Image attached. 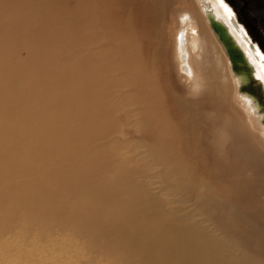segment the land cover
I'll list each match as a JSON object with an SVG mask.
<instances>
[{
  "label": "bare ground",
  "instance_id": "1",
  "mask_svg": "<svg viewBox=\"0 0 264 264\" xmlns=\"http://www.w3.org/2000/svg\"><path fill=\"white\" fill-rule=\"evenodd\" d=\"M207 2L0 0V264H261L264 127L206 13L260 102L264 59Z\"/></svg>",
  "mask_w": 264,
  "mask_h": 264
},
{
  "label": "water",
  "instance_id": "2",
  "mask_svg": "<svg viewBox=\"0 0 264 264\" xmlns=\"http://www.w3.org/2000/svg\"><path fill=\"white\" fill-rule=\"evenodd\" d=\"M206 19L213 34L226 54L230 64L231 73L240 81L237 93L249 98L255 108L256 114L260 118L259 123L264 127V88L260 85V96L262 98L260 102L258 97L250 91L251 86L249 85V76L245 71V69H248L251 72L252 68L246 61L242 52H240L238 46L234 43L228 30L220 21L212 16V14L206 13ZM251 78L254 80V75L251 74Z\"/></svg>",
  "mask_w": 264,
  "mask_h": 264
},
{
  "label": "flooded vegetation",
  "instance_id": "3",
  "mask_svg": "<svg viewBox=\"0 0 264 264\" xmlns=\"http://www.w3.org/2000/svg\"><path fill=\"white\" fill-rule=\"evenodd\" d=\"M224 3L232 9L231 18L244 39L264 59V0H224Z\"/></svg>",
  "mask_w": 264,
  "mask_h": 264
},
{
  "label": "snow or ice",
  "instance_id": "4",
  "mask_svg": "<svg viewBox=\"0 0 264 264\" xmlns=\"http://www.w3.org/2000/svg\"><path fill=\"white\" fill-rule=\"evenodd\" d=\"M220 7L224 10L226 15H228L229 17H232L233 15L232 9L229 8L228 4L224 3V0H220ZM234 240L241 247H246L250 244V240L243 233H236L234 235ZM262 247H264V244H262ZM261 264H264V259H262Z\"/></svg>",
  "mask_w": 264,
  "mask_h": 264
},
{
  "label": "rangeland",
  "instance_id": "5",
  "mask_svg": "<svg viewBox=\"0 0 264 264\" xmlns=\"http://www.w3.org/2000/svg\"><path fill=\"white\" fill-rule=\"evenodd\" d=\"M208 1V2H207ZM213 3H214V0H211ZM211 1H209V0H204V3H208V4H211L212 5V2ZM216 2V1H215Z\"/></svg>",
  "mask_w": 264,
  "mask_h": 264
}]
</instances>
